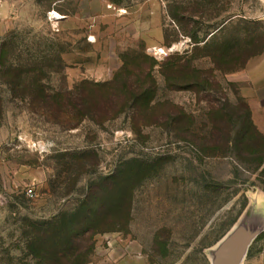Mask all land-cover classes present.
Instances as JSON below:
<instances>
[{
    "label": "rangeland",
    "instance_id": "rangeland-1",
    "mask_svg": "<svg viewBox=\"0 0 264 264\" xmlns=\"http://www.w3.org/2000/svg\"><path fill=\"white\" fill-rule=\"evenodd\" d=\"M190 5L209 8L193 17L199 40L226 20L206 44L178 34L169 15L170 6L191 26L180 15ZM165 31L178 40L166 45ZM6 38L24 58L27 46L34 56L50 46L54 71L43 82L53 88L121 73L118 90L128 78L148 87L137 102L136 94L114 99L111 86H95L83 119L46 113L37 95L11 92L0 74V264L32 262L24 233L31 220L72 213L84 201L98 212L99 231L82 242L94 245L87 264H211V250L239 222L262 223L264 133L248 129L242 143L228 144L247 102L241 83L226 79L264 60V0H0V44ZM176 51L199 71L169 67L167 85L155 67L152 88L146 72L154 61L144 55L160 63ZM209 72L208 88L201 80ZM252 108L264 130V112ZM262 254L264 231L241 264Z\"/></svg>",
    "mask_w": 264,
    "mask_h": 264
},
{
    "label": "trees",
    "instance_id": "trees-1",
    "mask_svg": "<svg viewBox=\"0 0 264 264\" xmlns=\"http://www.w3.org/2000/svg\"><path fill=\"white\" fill-rule=\"evenodd\" d=\"M207 3H212L213 0H206ZM198 6V7H197ZM208 7L199 6V5H190L189 8L183 9L180 13L182 17L186 16L190 21H193V25L191 26H182V23L178 20V15L172 7H168V12L173 20H176V27L178 34L190 35L191 41L194 43H198L200 41H205V44L208 42L210 37L214 36L217 32H220L223 28V24L226 20H222L221 22L215 23L211 26L210 30H206L204 34V39L199 40L198 36H196L197 31H199L198 22L193 20V17L203 16L204 13L208 12ZM178 38L170 39L167 32H164V43L170 46L173 42H176ZM21 46V45H20ZM20 46L17 45L11 39H5L0 44V74L2 78V85L7 87L11 92L17 93V91H21L23 93H27L29 95H37L40 100L37 104L38 108L42 109L46 113H56V115H62L67 113H77L78 116L85 118H90V113L92 111V104H90L89 97L90 90L97 87L111 86L112 88V98L114 96H118V94L129 92L130 94L137 95V102L141 100V97L146 94L145 80L142 79L137 81H130L129 78L123 82V85L118 88V78L122 75H116L110 81L105 83H90L88 81H81L77 83L72 88H68L67 86H62L60 88H53L46 81L48 78L49 72H53L52 70L55 60L51 58L50 46H45L44 49H41L39 45L38 56H34L30 54V50L34 49V47L27 46V54L29 55L27 58L23 57V50L20 49ZM148 60L154 61L151 66L148 67V71L146 72L148 75L147 78L150 80V84L152 83V88H157L156 80L153 76V69L158 67L159 73L164 77L165 82L169 85L170 76L167 74V69L169 67H173L174 69L178 68L181 64L188 65V61L185 60L184 57H180L178 51L168 55L163 61L160 63L153 60L152 57L144 55ZM61 60V57H60ZM185 61V62H184ZM191 63V61H189ZM61 67V65H60ZM188 67L192 68L193 71H199V68H196L195 65L189 64ZM124 72V71H121ZM210 75L205 76L201 80L203 85L209 88L211 84L210 78H213V72H209ZM33 75V76H31ZM33 77V82H27L28 78ZM200 82V81H199ZM116 83L117 85H114ZM195 83V81H194ZM116 86V91H113V87ZM193 86V84L191 85ZM0 89V118L3 115V100H2V92ZM155 93V90H154ZM154 97V96H153ZM115 99V98H114ZM114 99H110L111 102H114ZM118 100V99H117ZM214 102L211 107L215 108L218 105V100H213ZM245 102V101H244ZM211 103V102H210ZM246 103V102H245ZM226 106L230 107L233 104L225 99L223 103ZM224 107V111L226 108ZM247 108L245 116H244V124L242 126L241 131L236 133V137L231 136V133H228L227 142L228 144L234 143L235 145H239L243 142L245 138V133L248 129L255 132L257 136H261V132L254 124L251 111L248 104H245ZM227 114V113H226ZM241 114L237 115L238 119H241ZM228 148V146H227ZM118 199V198H117ZM110 200V198H109ZM122 200V198H121ZM121 200L117 201V207H121L123 202ZM107 202V200H106ZM98 212L94 211L87 204V201H84L81 204L80 209L72 212V213H64L61 212L59 214L53 215L51 218L46 219L44 221L31 220L29 226L31 227V231L25 230V236L27 239V248L28 250L33 249L32 253V262H19L20 264H87L88 259L85 257V252H91V249L94 247L93 242L84 249L82 242L87 239V235L92 239L93 235L96 232H99L96 228V225H93V219L97 215ZM93 228V230H91ZM37 250V252H36ZM84 251V252H83ZM84 254V256H83ZM83 257V258H82Z\"/></svg>",
    "mask_w": 264,
    "mask_h": 264
},
{
    "label": "water",
    "instance_id": "water-1",
    "mask_svg": "<svg viewBox=\"0 0 264 264\" xmlns=\"http://www.w3.org/2000/svg\"><path fill=\"white\" fill-rule=\"evenodd\" d=\"M263 231L264 217L262 223L258 224L239 222L211 250V264H241L250 245Z\"/></svg>",
    "mask_w": 264,
    "mask_h": 264
},
{
    "label": "crops",
    "instance_id": "crops-1",
    "mask_svg": "<svg viewBox=\"0 0 264 264\" xmlns=\"http://www.w3.org/2000/svg\"><path fill=\"white\" fill-rule=\"evenodd\" d=\"M226 80L240 82L241 95L251 105L250 109L252 104H255V109L258 108L264 112V60L253 63L249 61L244 69L231 73ZM256 104H260V106L258 107ZM250 111L254 124L264 133L263 126L256 119L254 108ZM247 259L249 260L248 264H264V254L252 255Z\"/></svg>",
    "mask_w": 264,
    "mask_h": 264
},
{
    "label": "bare ground",
    "instance_id": "bare-ground-1",
    "mask_svg": "<svg viewBox=\"0 0 264 264\" xmlns=\"http://www.w3.org/2000/svg\"><path fill=\"white\" fill-rule=\"evenodd\" d=\"M53 14H54V17H55V16H56L57 18L60 17V15L58 14V12H55V11H54Z\"/></svg>",
    "mask_w": 264,
    "mask_h": 264
},
{
    "label": "built area",
    "instance_id": "built-area-1",
    "mask_svg": "<svg viewBox=\"0 0 264 264\" xmlns=\"http://www.w3.org/2000/svg\"><path fill=\"white\" fill-rule=\"evenodd\" d=\"M30 192H32V191H30Z\"/></svg>",
    "mask_w": 264,
    "mask_h": 264
}]
</instances>
